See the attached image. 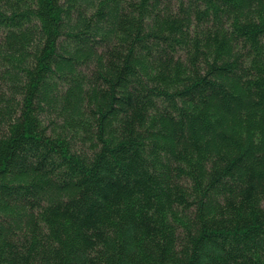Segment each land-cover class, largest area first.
<instances>
[{"label":"trees","instance_id":"obj_1","mask_svg":"<svg viewBox=\"0 0 264 264\" xmlns=\"http://www.w3.org/2000/svg\"><path fill=\"white\" fill-rule=\"evenodd\" d=\"M0 264H264V0H0Z\"/></svg>","mask_w":264,"mask_h":264}]
</instances>
